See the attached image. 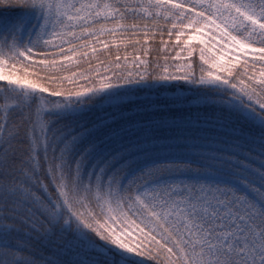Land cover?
I'll list each match as a JSON object with an SVG mask.
<instances>
[{
    "label": "snow or ice",
    "instance_id": "obj_1",
    "mask_svg": "<svg viewBox=\"0 0 264 264\" xmlns=\"http://www.w3.org/2000/svg\"><path fill=\"white\" fill-rule=\"evenodd\" d=\"M0 264H264V0H0Z\"/></svg>",
    "mask_w": 264,
    "mask_h": 264
}]
</instances>
